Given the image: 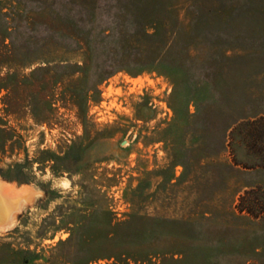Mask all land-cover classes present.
I'll use <instances>...</instances> for the list:
<instances>
[{"label":"rangeland","instance_id":"1","mask_svg":"<svg viewBox=\"0 0 264 264\" xmlns=\"http://www.w3.org/2000/svg\"><path fill=\"white\" fill-rule=\"evenodd\" d=\"M0 180V264H264V0H0Z\"/></svg>","mask_w":264,"mask_h":264},{"label":"bare ground","instance_id":"2","mask_svg":"<svg viewBox=\"0 0 264 264\" xmlns=\"http://www.w3.org/2000/svg\"><path fill=\"white\" fill-rule=\"evenodd\" d=\"M24 190L14 188L10 184H6L5 182L0 180V226H2V228L5 227L9 223L8 221L10 220L12 216V215L10 216V214L13 213L11 212L12 205H14L12 204V200L14 201V199H16L15 204H17L18 201L24 199L27 193V191L24 192Z\"/></svg>","mask_w":264,"mask_h":264},{"label":"trees","instance_id":"3","mask_svg":"<svg viewBox=\"0 0 264 264\" xmlns=\"http://www.w3.org/2000/svg\"><path fill=\"white\" fill-rule=\"evenodd\" d=\"M249 124H252V122H247V123H245V125H249ZM245 194L247 193V191H245L244 192ZM243 197V195H241V198ZM238 209L240 210V211H242V210H244L245 212H247V213H249V214H251L252 213V207L251 206H247V205H241V206H239L238 207Z\"/></svg>","mask_w":264,"mask_h":264}]
</instances>
